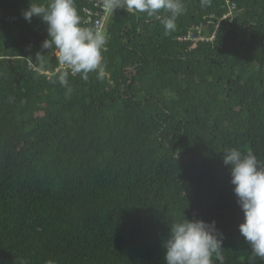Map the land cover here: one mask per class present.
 I'll return each mask as SVG.
<instances>
[{"label":"trees","instance_id":"1","mask_svg":"<svg viewBox=\"0 0 264 264\" xmlns=\"http://www.w3.org/2000/svg\"><path fill=\"white\" fill-rule=\"evenodd\" d=\"M48 2L0 0V264H165L183 216L215 221L224 264H264L223 164L233 148L264 161V0H182L167 35L108 13L105 74L70 92L47 25L21 15ZM74 2L93 29V2Z\"/></svg>","mask_w":264,"mask_h":264},{"label":"clouds","instance_id":"2","mask_svg":"<svg viewBox=\"0 0 264 264\" xmlns=\"http://www.w3.org/2000/svg\"><path fill=\"white\" fill-rule=\"evenodd\" d=\"M211 3L212 0H201L202 7H210ZM101 7L110 14L118 9L146 14L163 25L166 35L175 31L176 19L185 11L182 0H102ZM21 15L28 23L38 17L47 25L48 38L41 43V49L52 51L59 65L64 66L65 70L57 77L61 86L68 88L70 75L87 80L91 72L98 71L100 77L105 74L102 63V51L107 44L105 27L101 32L82 27L74 0L31 4ZM223 164L230 168L232 190L243 212L244 220L238 231L250 246L249 259L264 260V161L258 160L251 150L245 154L233 148L223 154ZM222 244L223 234L215 221H190L183 216L182 221L170 226L164 261L165 264H214L215 258L224 264ZM46 264L54 262L49 260Z\"/></svg>","mask_w":264,"mask_h":264},{"label":"built area","instance_id":"3","mask_svg":"<svg viewBox=\"0 0 264 264\" xmlns=\"http://www.w3.org/2000/svg\"><path fill=\"white\" fill-rule=\"evenodd\" d=\"M93 2L94 9H85L86 22L93 23V29L95 31L101 32L105 27V21L107 20L108 12H106L102 7V0H91ZM120 10V9H118ZM231 13H227L222 19H225Z\"/></svg>","mask_w":264,"mask_h":264},{"label":"rangeland","instance_id":"4","mask_svg":"<svg viewBox=\"0 0 264 264\" xmlns=\"http://www.w3.org/2000/svg\"><path fill=\"white\" fill-rule=\"evenodd\" d=\"M205 38L201 35L200 37H199V40H204ZM212 39V37L211 38H208V40H211ZM61 67V66H60Z\"/></svg>","mask_w":264,"mask_h":264}]
</instances>
